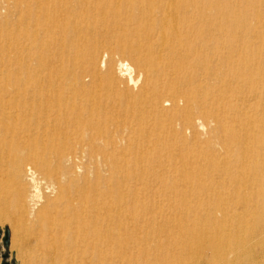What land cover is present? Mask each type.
Here are the masks:
<instances>
[{
    "label": "bare ground",
    "instance_id": "obj_1",
    "mask_svg": "<svg viewBox=\"0 0 264 264\" xmlns=\"http://www.w3.org/2000/svg\"><path fill=\"white\" fill-rule=\"evenodd\" d=\"M0 20V220L56 212L39 264L51 243L69 264H264V0H0Z\"/></svg>",
    "mask_w": 264,
    "mask_h": 264
},
{
    "label": "rangeland",
    "instance_id": "obj_2",
    "mask_svg": "<svg viewBox=\"0 0 264 264\" xmlns=\"http://www.w3.org/2000/svg\"><path fill=\"white\" fill-rule=\"evenodd\" d=\"M199 8L196 10L195 7V26L198 23L197 20V15L196 13L198 12ZM212 24V23H211ZM215 25V23H213ZM17 27V23H15L14 21L12 22H4L2 20H0V102L2 105L7 106L8 101H9V96H7V94H5V92L9 91L11 89V86L13 84H15L16 82V76L18 73L17 71V66L15 63V58L17 55V51L15 49V47H13V45H11L10 47H8L6 50V48H3L6 44H5V39L4 36L8 35L10 37H12V39H16L18 38V32L16 30ZM196 31V30H195ZM5 44V45H4ZM127 59L125 56H121L118 55L116 57L115 61H121L123 59ZM11 107V106H9ZM21 121V122H20ZM201 124H204V121L202 120H195ZM20 122L21 125H25L30 127V131L33 130L34 125L31 121H22L21 119L18 120V122L16 124V126L18 125V123ZM10 125H15L14 121H10L9 122ZM24 129V128H22ZM25 128L23 131H26ZM207 128L206 131L204 132H200L195 128V133L198 136V138L200 140H204L207 137ZM202 138V139H201ZM80 146H76L74 148L75 153H76V149H78ZM72 153V152H71ZM84 154V153H83ZM79 157V156H78ZM81 159V157H79ZM27 163H25V165L29 164V161H26ZM77 162H79V160H77ZM82 167L83 168H87V169H93L96 166L95 162H87V160L82 159ZM88 165L90 166V168L88 167ZM31 166V165H30ZM83 170V169H82ZM6 177V178H5ZM8 174H7V169L6 167H2L0 169V199L1 200H6L8 199V197L10 196L11 192L13 191L14 188V184L11 180L7 179ZM9 178V177H8ZM43 178V177H42ZM3 179V180H2ZM42 181H47L45 178H43ZM7 183V184H6ZM47 183V182H46ZM10 188V190H9ZM41 192H45L43 187H40ZM30 193V192H29ZM28 194V192H27ZM45 196V194H44ZM41 208V204L39 207L36 208L35 210V214L31 217V218H27L28 220L26 221V219H24V222L22 221L23 216L20 217V220H18V224L16 223H11V219H18V215L22 212L18 209H10L9 213L7 214L9 218L6 219H1L0 220V264H39L38 261L40 260L39 257H41L43 255V252L46 248L37 246V241L39 240L40 237V233L37 229V227H40V220L41 219H45L46 222H49V220H52L54 217H58L55 216L56 212H50L48 214L44 213L39 215V209ZM16 211V212H15ZM38 214V215H37ZM12 224V225H11ZM11 227H20L21 229L15 230L12 229ZM34 227V228H32ZM5 232L8 233V244L7 247H4L2 244V239L4 238V234ZM32 244V245H31ZM35 244V245H34ZM34 245V247H33ZM35 248V249H33ZM38 251V252H37ZM54 251V245L51 243L50 245V251H49V255L50 257L54 258V262L52 263H47V264H69L67 263V261L64 258H59L57 260H55V254L52 253Z\"/></svg>",
    "mask_w": 264,
    "mask_h": 264
},
{
    "label": "water",
    "instance_id": "obj_3",
    "mask_svg": "<svg viewBox=\"0 0 264 264\" xmlns=\"http://www.w3.org/2000/svg\"><path fill=\"white\" fill-rule=\"evenodd\" d=\"M2 244L4 247H7V244H8V233L5 232L4 234V238L2 239Z\"/></svg>",
    "mask_w": 264,
    "mask_h": 264
}]
</instances>
